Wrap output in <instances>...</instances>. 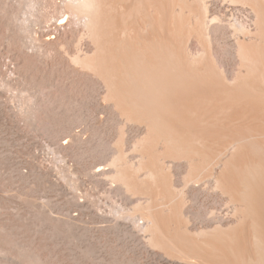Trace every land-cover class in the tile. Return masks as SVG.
Instances as JSON below:
<instances>
[{"label":"bare ground","instance_id":"6f19581e","mask_svg":"<svg viewBox=\"0 0 264 264\" xmlns=\"http://www.w3.org/2000/svg\"><path fill=\"white\" fill-rule=\"evenodd\" d=\"M25 3L29 18L12 17L14 52L55 64L18 65L62 154L47 176L78 172L137 197L138 217L98 206L91 218L151 264H264V0ZM68 77L81 95L74 119L64 117ZM24 250L21 261L0 246V264H32L34 248Z\"/></svg>","mask_w":264,"mask_h":264},{"label":"rangeland","instance_id":"374dc122","mask_svg":"<svg viewBox=\"0 0 264 264\" xmlns=\"http://www.w3.org/2000/svg\"><path fill=\"white\" fill-rule=\"evenodd\" d=\"M26 1L0 0V225L2 224L0 226L2 233H0V246L8 255L18 257L21 261L27 259L21 258L26 256L24 247L28 246L31 250L34 248L35 251H31L30 255L32 264H41V262L45 264L49 261L51 263L48 264H58L59 261V264H151L153 260L149 259L145 253L143 254L142 250L133 244L130 245V243L117 239L111 231L95 228L96 219L91 218L97 213L98 206L104 210L103 212L108 213L109 218L115 217L116 211H130L132 215L138 217L137 214L141 212L142 206L136 203L137 197L124 199L119 194H106L99 185L96 187L88 180L82 181L78 172L70 174V171H66L70 175H67L68 180L63 181L59 174L51 178L47 176V168L51 164L58 165L60 159L55 160V158H60L61 153L54 150L52 141L54 133H51L54 132V128L46 126L44 113L42 109H37L39 103L33 100L35 89L29 84L31 81H27L26 76L30 75L28 68H21L23 77H19L18 65H32L34 62L37 63L36 65L54 67L55 64L52 63L53 59L44 58L37 51L24 50L21 53L22 57L20 54L18 57L14 52L15 23L12 17L23 9V15L29 18ZM76 90L77 85L72 77H68L64 90L65 106L68 108L64 109V117L67 119H74L81 110L79 104L77 106L81 95ZM23 106L25 111L27 109L28 111L21 114L20 109ZM88 114L90 117V112ZM133 127L135 128L136 125ZM103 128L101 127L99 134L104 133L101 136L102 140L107 141L110 138L108 132L110 126L106 125L105 129ZM82 158L85 162L86 157ZM67 163L72 164V161L68 160ZM75 174L76 177H74ZM23 175L28 177L25 178ZM69 179L75 187L74 185L71 188L67 186L72 185ZM77 180L78 183H75ZM78 199L87 201L88 205L90 203L89 207L84 209L78 207L75 203L76 201L78 203ZM69 213L75 215L76 218L72 215L73 224L66 226L64 219L70 216ZM102 219L97 218V220ZM125 222L133 226L131 220L126 221L125 219ZM8 231L13 233L10 234ZM15 244L20 246H15ZM33 253L36 256L33 257ZM37 256L39 259H34Z\"/></svg>","mask_w":264,"mask_h":264}]
</instances>
